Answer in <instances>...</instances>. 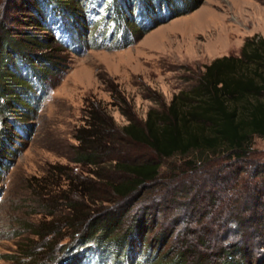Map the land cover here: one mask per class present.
I'll list each match as a JSON object with an SVG mask.
<instances>
[{"label":"rangeland","instance_id":"1","mask_svg":"<svg viewBox=\"0 0 264 264\" xmlns=\"http://www.w3.org/2000/svg\"><path fill=\"white\" fill-rule=\"evenodd\" d=\"M31 1L0 0V18L7 17L6 20L14 27L24 28L31 33L39 32L36 24L28 22L30 16H35L28 9ZM64 1L72 6L67 18L52 11V2L42 9L44 23L49 28L47 30L43 26L42 34H47L49 38H42L41 48L37 49L38 52L58 57L61 60L60 68L48 72L46 79L41 81L19 59L17 67L28 81L27 90L19 94L28 106H23L21 101L13 103L12 112L16 109L21 116L8 110L0 112V129L11 132L2 134L0 139V150L5 152L4 157L0 154V264L20 262H15L12 258L17 254L18 248H24L25 244H38L37 250L42 252V257L51 246L56 248L60 244L47 264H65L70 260L72 251L66 247L70 245L71 237L77 233H72L69 226L62 225L57 229V234L45 235L50 227V217L60 220L71 212L64 208L59 195L67 197L65 202L72 200L80 203L84 210L94 208V213L99 211L97 214L116 209L122 212V206L113 207L104 201L108 190L104 180L110 172L105 160L116 155L141 158L155 155L143 145L128 143L120 131L121 127L130 118L141 123L149 109L167 106L175 94L188 90L195 83V77L203 70V66L214 58L239 55L246 38L254 35L264 38V0H172V5H160L157 11H154V4L150 18L144 14L136 15L139 11H131L130 15L121 7L124 15L131 16L136 23L132 26L124 24V29H119L121 33H126V37L131 40L130 44L118 45L114 30L112 34H105L107 40L113 41L114 47L109 45V41H99L100 32L103 34L107 29L116 27L112 21L115 19L114 11L105 7L104 3L97 4V0ZM129 1V7L137 5V0ZM192 1L196 4L194 9L178 15L173 13V8L184 10ZM168 12L170 14L167 18L165 16ZM80 15L85 19L90 17V22H85V27L73 19L74 16L79 19ZM156 18L160 21L158 24L141 28L150 25V20ZM135 27L141 32L139 36L134 33ZM60 34L62 38H58ZM25 114L28 115L26 120L22 119ZM94 114L99 116L101 128L107 126L108 131L112 132L113 135L108 137L110 140L103 136L92 138L85 131L89 130L93 120L91 115ZM82 134L89 144L87 151L96 150L94 152L100 156L97 160L101 162L100 165L93 167L75 162L78 136ZM116 137H119L116 139L118 144L114 145L113 139ZM117 145L119 146L115 147ZM252 148L255 150L253 156L264 165V138L254 136ZM179 167H182L181 161L164 160L160 178L124 201L122 205L129 211L124 221L125 228L133 218L141 214L140 210L144 209L142 203L148 199V194L155 199H160L162 195L170 198L173 189L181 190L178 198L182 200V213L185 212L184 203L187 200L190 201L194 194L201 196L197 185L206 184L208 176L213 173L205 176L206 171L200 168L196 172H182V176H179ZM262 172L263 175L257 176L259 180L264 177V167ZM173 174L177 177L172 178ZM244 174L245 172L240 173V180L230 183L222 191L224 198H232V194L247 189L250 182L246 178L252 179ZM83 184L91 186L89 189L94 193V201L85 195L87 189ZM205 187L211 189L209 183ZM92 195L91 193V197ZM198 199L200 204H207L206 199ZM155 201L161 205L162 200ZM228 207H207V210H211L208 214L211 219L215 213L221 215V219L215 221L216 225H212L215 230L209 238L213 245L217 246L219 242L221 245L231 246L236 242L246 253L248 264H264V230L256 231L247 222L235 228L237 221L232 219V215L238 216V212L228 210ZM49 211L52 215L47 214ZM253 213L254 211H248L245 218L251 219ZM257 215L255 222L258 229L259 223L264 222V213ZM230 216L231 219L225 226L226 220H222ZM207 217L206 221L210 218ZM161 218L156 221L150 219L148 222L150 225L154 222L155 231L159 228ZM190 223L191 226L194 225ZM183 227L182 223V230ZM224 228H231L233 231L225 235ZM240 231H245L246 234L242 235ZM152 235L153 233L148 234L149 237ZM55 236L58 238L56 237L54 244L44 242ZM241 237L247 241H240ZM88 243L97 252L90 251L83 264H128L127 260L123 259V263L116 260L112 255L116 253L115 250H111V254L103 250L102 255L100 247L91 241ZM172 243L170 240L166 248ZM36 264H40V261H36Z\"/></svg>","mask_w":264,"mask_h":264},{"label":"trees","instance_id":"2","mask_svg":"<svg viewBox=\"0 0 264 264\" xmlns=\"http://www.w3.org/2000/svg\"><path fill=\"white\" fill-rule=\"evenodd\" d=\"M154 1L137 0V5L132 8L129 7V0H106L105 5L113 9L116 24L124 27V24L132 26L136 23L133 18L134 22L132 21L131 16L124 15V11L130 14L139 6L145 12V16L150 18L154 4H156L154 11H157L160 5H172L174 2L172 0ZM50 2L54 4L52 11L55 14L62 18L70 15L69 8L72 6L67 1L32 0L28 9L30 13L34 12L35 16H30L31 19L28 22L37 25L40 29L37 33L17 28L18 26L14 27L13 24L11 26L6 20L7 17L0 18V112L8 110L21 116L22 114L16 109L12 112L13 103L21 101L23 106H28L26 100H22L19 94L26 91L28 87L25 75L21 74L16 64L19 59L24 61L41 81L46 79L48 72L57 71L61 66V60L58 57L37 51L41 48V39L45 36L49 38L47 34H42L41 28L46 26L42 9L47 6V3L49 6ZM195 7L196 4L192 1L184 10L172 8L173 13L178 15ZM129 8L131 10H128ZM168 15L165 17L168 18ZM74 18L82 27L86 26L84 16L80 15L79 19L75 16ZM150 21L147 28L160 22L157 18ZM46 27L48 30V26ZM134 33L136 36L141 34L136 27ZM130 43L131 40L127 41L126 45ZM91 116L92 124L89 130L85 131L89 132L92 138L103 136L106 140H110L108 137L113 134L108 131L109 128L106 126L103 130L99 125V116L96 114ZM27 117L28 115L25 114L22 119L26 120ZM120 131L128 143L147 147L155 157L116 155L105 160L110 172L104 180L108 187L104 201L112 204L113 207L122 206V212L116 209L97 214L99 211L94 213V208L84 210L80 203H74L72 200L65 202L67 197L59 195L64 208L71 212L60 220L50 217L48 223L50 227L45 235L57 234V229L62 225L69 226L72 233H77L76 236L71 237V243L66 247L72 251V256L66 264H76L80 258V248L83 250L91 248L89 241L107 254L115 250L116 253L112 255L116 260L124 259L128 264H248L246 253L236 242L231 246H224L219 242L217 246L213 245L212 239L209 238L215 230L212 225L217 219H221V215L215 213L211 219V215H208L211 210H207V207L229 206L228 210L234 209L238 212L237 215H240L239 217L232 215V219L237 221L235 228L247 222L248 225L252 224L256 231L264 230V222L259 223L258 229L255 222L257 214L264 213V177L262 180L257 177L263 175L264 165L255 158L256 156H253L255 150L252 148L254 136L264 138V38L251 36L243 42L239 55H223L214 58L203 66V70L195 77V83L188 90L179 91L162 109H149L141 123L130 118ZM2 134H11V132L0 129V139ZM85 138L83 134L78 136L79 145L75 162L93 167L100 165L101 162L97 161L100 156L94 152L96 150L87 151L89 144L86 143ZM118 138L113 139L114 145L118 144L116 141ZM0 154L5 156L3 150H0ZM169 159L181 161L179 176H182V172L188 170L196 172L200 168L206 171L205 176L213 173L208 176L206 184L197 185L201 196L194 194L193 198H190L192 197L190 193L191 195L187 196L190 201L187 200L188 202L184 203L185 212L182 213V200L178 198L181 190L173 189L170 198L162 195L160 199H155L148 194V199L142 203L144 209L140 210L141 214L133 218L125 228L124 221L129 211L122 204L142 187L147 188L157 181L162 174L163 161ZM244 172V175L252 179L246 178V181L250 182L247 189L241 193L232 194V198H224L225 194H222V191L229 187L230 183L238 182L240 173ZM171 177L174 178L177 175L173 174ZM208 183L211 189L205 187ZM83 186L87 189L85 195L94 201V193L92 189H89L91 186H85V184ZM90 192L93 194L92 197ZM198 198L206 199L207 204H200ZM157 199L162 200L161 205L155 201ZM248 211H254V213L251 219L247 220L245 214ZM47 214L52 215V212L49 211ZM207 216L210 218L206 221ZM160 218L159 228L155 231L154 222L151 225L148 222L150 219L156 221ZM229 219L231 216L222 220V222L226 220L225 226ZM190 222L194 225L191 226ZM238 230L241 229L238 228ZM229 231L233 230L226 228L223 234L228 235ZM240 232L242 235L246 234L245 231ZM34 233L38 234V231ZM149 233L153 235L149 237ZM56 237L58 238L55 236L44 242L54 244ZM170 240L173 243L166 248ZM217 240L220 241L219 237ZM243 240L247 241L241 237L240 241L244 242ZM37 245L25 244L24 248H18L17 254L12 259L15 262L20 261L16 264H36L38 260L40 264H47L53 258V252L55 253L60 246V244L56 245L57 250L51 246L42 257V252H38ZM239 255L241 257L237 258L236 256ZM46 256L48 257L45 258ZM22 258L26 260H20Z\"/></svg>","mask_w":264,"mask_h":264}]
</instances>
